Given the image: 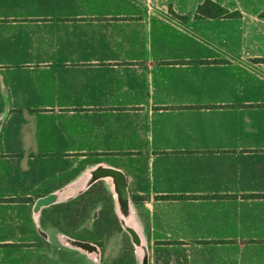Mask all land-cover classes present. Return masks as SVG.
<instances>
[{"label": "crops", "instance_id": "0c3cea01", "mask_svg": "<svg viewBox=\"0 0 264 264\" xmlns=\"http://www.w3.org/2000/svg\"><path fill=\"white\" fill-rule=\"evenodd\" d=\"M203 1L0 0V264H264V2ZM96 165L140 239L110 263L51 219Z\"/></svg>", "mask_w": 264, "mask_h": 264}, {"label": "trees", "instance_id": "16d2710c", "mask_svg": "<svg viewBox=\"0 0 264 264\" xmlns=\"http://www.w3.org/2000/svg\"><path fill=\"white\" fill-rule=\"evenodd\" d=\"M239 15L240 14L238 11H229L228 9L220 6L212 0H204L196 7L195 11V16L200 18H234L238 17ZM259 16L264 17V11H262ZM95 193H101L102 197H100V194H98L99 196H95ZM103 199H105L107 203V209L103 212L102 208H100L98 210V216L97 218L93 219L92 224L105 225L104 223H102V220L105 219L106 221H110L114 224L119 225L118 217L114 211V198L111 192L105 187L103 181L101 180L92 183L75 199L61 204V206L66 208V211H68L67 223H84L86 219L90 217L87 216L88 209H95V206H97L98 203L101 202ZM102 231H105V229H103ZM96 242L97 239L95 240V243ZM100 244L101 241H98V245Z\"/></svg>", "mask_w": 264, "mask_h": 264}, {"label": "rangeland", "instance_id": "374dc122", "mask_svg": "<svg viewBox=\"0 0 264 264\" xmlns=\"http://www.w3.org/2000/svg\"><path fill=\"white\" fill-rule=\"evenodd\" d=\"M224 1L229 4V3H232L233 0H224ZM260 1L264 2V0H257V2H260ZM259 8H258V10H259ZM103 184H104V182H103ZM107 189L113 194V192L110 189V186H107ZM98 194H100V197H102L101 193H98ZM98 194L95 193V196H99ZM90 207H91V205H90ZM95 207H96L95 209H91V208H90L91 210L88 209L87 216H90V217H88L86 219V221L84 222L86 224L91 225L92 229H94V230L87 232L86 228H81L82 229L81 232H76V233H72V234L73 235H80V237H79L80 239L85 237L93 245H95L96 247L98 246V251L100 249V254H101V258H102L100 263H106V262L110 263L113 260H121L125 257H128V255H126V249L128 247V244L126 243V239H128L127 238L128 237L127 232H121L120 231L121 229L118 228L117 224H114L110 221H106L103 218H102L103 219L102 223H104L105 225H98V224L93 225L92 221H93V219L97 218L98 210L100 208H102V211L104 212V210L107 209V203H106L105 199H103L101 202H99L98 205ZM114 210H115L116 215H119L117 207L115 205V202H114ZM51 214L55 215V217L51 218L54 222L59 223L60 225H63V226H67L66 227L67 229L70 227L69 223H67L68 211H66V208L57 204L54 206L53 212ZM103 217H104V215H103ZM117 217H119V216H117ZM84 223H82L81 225H83ZM103 229H105V231H102ZM96 239H97V242L95 243ZM98 241H101L100 245H98ZM108 247L110 250H109V252H106V249H108ZM105 255H107V256H105Z\"/></svg>", "mask_w": 264, "mask_h": 264}, {"label": "water", "instance_id": "95a60500", "mask_svg": "<svg viewBox=\"0 0 264 264\" xmlns=\"http://www.w3.org/2000/svg\"><path fill=\"white\" fill-rule=\"evenodd\" d=\"M108 178L110 182V188L115 196V204L118 210L119 219L123 227L130 235L132 242L135 245H139L140 239L138 234L129 225L130 220V199L128 195V190L126 187V177L124 173L116 168L96 165L94 168L88 171V177L84 183V187L87 188L93 182ZM57 201V194L50 193L45 197L35 201L33 210L37 211L41 206H46ZM70 244L86 251V252H96L97 248L90 242L80 241V240H69Z\"/></svg>", "mask_w": 264, "mask_h": 264}]
</instances>
